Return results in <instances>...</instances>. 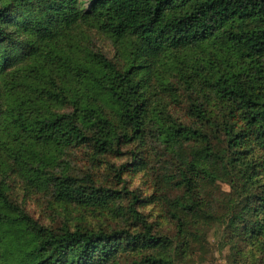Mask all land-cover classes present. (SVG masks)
<instances>
[{
  "label": "trees",
  "instance_id": "trees-1",
  "mask_svg": "<svg viewBox=\"0 0 264 264\" xmlns=\"http://www.w3.org/2000/svg\"><path fill=\"white\" fill-rule=\"evenodd\" d=\"M211 238L264 264V0H0V264H209Z\"/></svg>",
  "mask_w": 264,
  "mask_h": 264
},
{
  "label": "rangeland",
  "instance_id": "rangeland-1",
  "mask_svg": "<svg viewBox=\"0 0 264 264\" xmlns=\"http://www.w3.org/2000/svg\"><path fill=\"white\" fill-rule=\"evenodd\" d=\"M95 46L102 48L104 51H110V43L101 37L100 35L97 34H92V41H91ZM72 165L75 167L76 170L83 171L87 169L86 162L81 158V156H77L75 159L72 160ZM131 187H137L141 186V181L139 178L135 179H130L128 178ZM141 188L144 189V187L141 186ZM19 201L23 204L25 207V210L31 214L34 218L37 220H40L41 222L45 223L48 222V220L54 219L52 217V214L50 212V208L47 205L46 201L40 196V195H34L26 200H22V194L19 190H17ZM153 215H156V212L153 213ZM211 243L212 245V251L214 250V257L210 259L209 264H224V257L226 256V252H223L221 255L216 252V248L214 246V242L211 238Z\"/></svg>",
  "mask_w": 264,
  "mask_h": 264
}]
</instances>
